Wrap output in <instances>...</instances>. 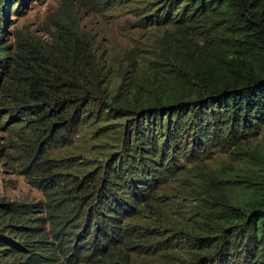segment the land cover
<instances>
[{
	"label": "trees",
	"instance_id": "1",
	"mask_svg": "<svg viewBox=\"0 0 264 264\" xmlns=\"http://www.w3.org/2000/svg\"><path fill=\"white\" fill-rule=\"evenodd\" d=\"M65 1L51 42L17 35L13 58L4 59L8 67L0 104L19 118V125L25 126L26 142H22L21 150L28 164L45 163L37 186L52 195L57 192V199L50 205L53 225L50 230L29 229L37 240L24 248L23 264H159L163 255L149 260L142 259L139 253L144 247H154L159 252L163 241H157L154 233L160 227L164 229L167 220L153 211L150 201L147 203L155 187L146 176L164 171L150 165L161 167L155 160L159 154L155 139L161 142L162 156L168 155L170 164L179 167L181 163L201 161L215 148L240 151L244 142L261 134L264 0H161L154 13L162 22L156 19V25L170 28L158 39L150 59L129 60L127 73L131 81L126 89L122 84L118 90L125 104L118 108L110 103V65L70 13L73 1L71 5ZM96 1L106 5L110 0ZM110 109L139 119L132 128L134 135L128 131L127 154L122 153L117 164L105 169L104 177L96 171L85 185H66L54 171L58 168L55 159L44 157L41 146L54 143L73 149L79 145L82 127L96 128V138V131L103 128L99 126L104 120L101 117ZM154 121L162 127L159 137L148 133ZM101 139L97 141L100 147H106L105 151L116 147H109ZM92 141L84 139L88 147L95 145ZM143 153L148 158L143 163L151 170L145 178L134 172V157ZM255 158L248 160L246 169L236 175L229 173L224 180L215 173L201 175L205 187L201 202L209 203L215 215L206 224L221 228L224 235L218 237L222 251H210L200 264H234L239 255L252 264H264V166L255 163ZM238 197L243 198L241 204L232 201H239ZM139 203L155 213L148 214V222H157L160 227L134 224L121 228L119 218L106 215L127 219ZM74 207L79 212L72 216ZM86 210V230L78 235L72 222H79ZM7 229L5 232L13 233ZM70 233L83 242L73 241ZM5 235L0 230V246L16 247ZM211 240L193 236L190 248L181 240L177 249L183 250L184 256H171L177 264H187L185 255H197L199 243L208 241L207 245L213 247ZM233 247L234 253L230 249ZM9 248L0 249V258Z\"/></svg>",
	"mask_w": 264,
	"mask_h": 264
},
{
	"label": "rangeland",
	"instance_id": "2",
	"mask_svg": "<svg viewBox=\"0 0 264 264\" xmlns=\"http://www.w3.org/2000/svg\"><path fill=\"white\" fill-rule=\"evenodd\" d=\"M71 1L74 3V7L70 9L73 18L80 24L82 32L92 37L94 48L110 65L108 83H110L112 107H125V104L121 103V97H118V90L122 84L126 89L127 83L131 81L130 74L127 73L129 60L136 57L142 61L150 59L158 46V39L165 33L164 30L170 28V26L156 25V19L158 23L162 22L154 13L159 8L157 4L161 0H110L106 5H101L96 0H87L85 4L78 0H69V5ZM153 1L155 4L152 3ZM66 4L65 0H0V92L6 82L5 74L8 67V65L5 66L7 63L4 59L6 56L13 58L17 35L22 34L29 38L51 42L54 35L51 33L53 30L55 33V27L60 22ZM8 109L0 104V230L6 234L4 237L10 236V240L16 247L11 249L4 244L0 246V249L10 247V250L0 258V264H23L25 262L23 257L26 255L24 248H29L30 242L37 240V237L31 236L29 229L39 227V229L50 230L53 225L54 218H52L50 205L57 199V192L52 195L37 186L40 169L45 163L28 164L29 161L21 150L22 142H26L25 126L19 125V118L17 119L15 115L13 117L14 113ZM101 118L104 120L99 122V126L103 128L96 131L97 137L95 138L96 133H93L96 128L81 126L78 134L81 138H77L80 139L79 145L73 149L63 148L54 143L41 146L44 157L50 156L55 159L54 165L58 168L54 171L66 185L69 182L85 185L91 181L90 177L92 174L94 176L96 171L101 172L100 175L103 176L105 169L112 168L121 160L122 153L127 154L125 143L128 139V131L132 133V136L134 135L132 128L139 124V119L133 114L115 113L113 109L105 111ZM152 127L155 130L148 129V133L150 135L155 133L159 137L162 127L155 121ZM100 137L104 143H108L109 147L110 144L116 147L105 151L106 147L99 146ZM86 138H92L95 145L88 147L84 142ZM155 140L159 149L155 160L161 164L162 168L152 163L150 165L153 169L164 171L152 177L146 176L151 170L143 163V159H148L143 153L144 155L137 154L138 156L134 157L136 160L134 172H140L139 175L142 178L146 176L154 185L155 191L149 196L147 203L150 201V204L155 207L153 211L164 215L167 219L164 229L157 222H148V214L152 216L155 213L145 208L144 203L137 204L133 215L124 220L121 215L109 213L106 215L119 218L121 228L127 229L134 224L160 227L154 233L157 241H163L159 252L154 247H144L139 251L142 259L152 260L163 255L159 264H177L171 255L180 257L183 255L184 251L177 249L181 240L190 248V240L193 236L212 238L210 243L214 244L213 247L212 244L207 245V241L199 243L195 248L199 257L195 254L185 255L187 258L184 259L189 260L187 264H200L202 258H208L210 251H222L219 250L222 246L218 237L224 235L221 228L216 229L206 224L215 215L211 213L209 203L208 205L202 203L205 196L201 193L205 192V187L201 181V175L215 173L222 175L220 177L224 180L229 173L236 175L246 169V164L252 156L256 157L253 159L255 163L264 166V129L258 137L244 142L243 149L240 151L237 148H231L228 151L224 148H215L210 156H204L201 161L191 165L181 163L179 167L170 164L167 160L168 155L162 156L161 142L159 138ZM120 153L121 155H118ZM137 157L141 160L139 161ZM159 180L163 183H155ZM130 185L133 186L132 183ZM242 199L240 197L239 201L236 198L232 201L241 204ZM72 209V216L79 212L78 207ZM87 218L88 210L79 222L76 224L72 222L75 230L78 231L76 234L80 235L84 229L86 230ZM37 220L39 221L36 222ZM47 220L51 221L45 223ZM7 227V231H12V234L5 232ZM70 234L73 235V241L83 242L78 240L80 238L74 233ZM227 235L230 236V234L225 236ZM222 245L224 246V240ZM230 249L232 253L236 251L234 247ZM234 264L252 263L239 255V258L234 259Z\"/></svg>",
	"mask_w": 264,
	"mask_h": 264
}]
</instances>
